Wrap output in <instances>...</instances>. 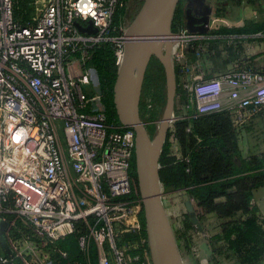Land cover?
Masks as SVG:
<instances>
[{
  "label": "built area",
  "instance_id": "built-area-1",
  "mask_svg": "<svg viewBox=\"0 0 264 264\" xmlns=\"http://www.w3.org/2000/svg\"><path fill=\"white\" fill-rule=\"evenodd\" d=\"M13 6L0 0V238L7 247L0 240V264H151L141 200L130 197L134 132L94 108L90 61L108 43L121 66L126 39L114 18L124 0H32L25 23ZM89 22L95 33L75 25ZM187 32L175 36L171 52L183 76L193 70L187 46L204 40ZM176 88L191 93L189 119L227 112L239 129L264 108L261 66L194 76ZM71 237L78 259L60 248ZM195 237L206 243L205 233Z\"/></svg>",
  "mask_w": 264,
  "mask_h": 264
},
{
  "label": "trees",
  "instance_id": "trees-1",
  "mask_svg": "<svg viewBox=\"0 0 264 264\" xmlns=\"http://www.w3.org/2000/svg\"><path fill=\"white\" fill-rule=\"evenodd\" d=\"M183 1L180 0L176 6L171 31L177 24L183 23L180 11ZM31 2L14 0L16 21L25 23L29 19ZM122 15L121 9L116 13L115 21ZM261 27L255 26L250 34L257 29L260 32ZM245 32L243 27L222 28L217 34L250 36ZM90 64L96 71L107 123L119 127L113 103L117 68L111 44L105 43L95 49ZM181 97L182 103H188L184 94ZM165 103L164 69L157 59L151 58L144 74L139 103L140 119L151 138L154 137ZM179 115L183 116L181 112ZM190 116L185 115V119L174 122L167 132L159 157V181L165 192L184 191L192 198L201 213L200 217L214 214L220 220L218 233L206 239L213 256L221 257L231 253L238 264H252L254 258L264 254V229L257 223L256 211L250 208L251 191L264 186V152L247 159L241 158L238 140L244 127L236 129L233 120L225 113L204 115L196 119L186 118ZM173 139L177 142L179 157L171 152ZM130 177L132 197L140 199L134 159L131 162ZM140 220L143 224L142 211ZM196 232L190 218L185 217L182 230L179 231V240L188 252ZM60 248L70 258H80L73 237L61 242Z\"/></svg>",
  "mask_w": 264,
  "mask_h": 264
},
{
  "label": "water",
  "instance_id": "water-1",
  "mask_svg": "<svg viewBox=\"0 0 264 264\" xmlns=\"http://www.w3.org/2000/svg\"><path fill=\"white\" fill-rule=\"evenodd\" d=\"M179 1L143 0L138 13L124 30V58L113 86V103L118 122L121 127L133 130L135 135L134 170L151 264H183L162 205L158 175L159 157L173 119L176 81L171 52L177 40L171 31V23ZM185 16L189 28L200 22L190 8L186 10ZM201 22L205 23V20ZM75 25L80 32L95 33L91 22L85 29L77 23ZM191 30L203 34L207 27L205 24L199 30ZM151 58L157 59L163 67L166 86V103L153 138L149 136L139 116L144 74ZM0 240L7 248L2 236ZM200 250L206 256H211L206 243L200 245Z\"/></svg>",
  "mask_w": 264,
  "mask_h": 264
},
{
  "label": "crops",
  "instance_id": "crops-1",
  "mask_svg": "<svg viewBox=\"0 0 264 264\" xmlns=\"http://www.w3.org/2000/svg\"><path fill=\"white\" fill-rule=\"evenodd\" d=\"M188 2L189 8L192 9L193 16L200 20V22L194 24L193 27L199 30L200 28L205 27L206 24L207 30L211 36L206 37L205 41L202 40L196 43H191L186 48L187 64L193 68L189 76L181 75V67L178 64L174 63L171 58L176 86L179 83L191 81V79L195 75L208 79L236 68H247L249 67L247 65L250 63H255L252 68L262 65L263 59L260 56V53H262L261 43L254 42L253 45L246 44L247 40L243 39L246 35L217 34V32L223 28V26H221L222 24L218 23H224L223 20H221V18L214 17L213 11H205V5H203V3L199 1L195 2L194 0H188ZM208 7L211 6L209 5ZM208 12L210 15L208 14ZM203 19L205 20V23L201 22ZM224 25L227 26V24L225 23ZM226 26H224V28ZM208 27H210V29H208ZM238 36L242 37V42H240L241 40L237 38ZM199 50L200 58L196 59L195 54ZM242 55L247 56L244 59H240ZM182 94H185V92L176 88L173 119L176 118V116H178L177 118H185V115H190L194 111L192 102H190L189 105H187L189 101L188 103L187 101H185V103H182ZM184 108H186V110H184ZM183 110L185 112H183ZM179 112H181L183 116H180ZM261 112L262 110L252 120L253 124L257 123V118L261 114ZM220 113L227 114L230 119L233 120V117L230 113ZM243 132L244 131H241L242 134ZM242 134H240V136ZM238 148L241 158L243 159L257 156L264 151V149L260 150L257 147L254 148L252 146L248 148L241 147L239 140ZM178 151V146H176L174 155H176L177 157H179ZM181 192L182 193H180L179 191L165 192L161 185L162 205L175 236L183 264H238L237 260L232 258L231 253H226L225 255H221V257L213 256V251L209 246L208 248L211 251L210 257L206 256L200 249H198L199 252L196 251V246L201 245V242H198V239H196V237L194 238L192 243V247L195 250L194 255L190 254V252H188L182 246V243L179 240V231L182 230V221L185 219V217L188 216L190 218L191 225L196 228V231L205 233L207 238H209L210 235L218 233L220 220L215 217L214 214H204L202 215V217H200L201 213L197 207L196 202L193 199L191 200V198L187 196L184 191ZM250 208H253L256 211L257 223L260 224L264 229V186L251 191ZM252 264H264V254L258 258H254Z\"/></svg>",
  "mask_w": 264,
  "mask_h": 264
},
{
  "label": "rangeland",
  "instance_id": "rangeland-1",
  "mask_svg": "<svg viewBox=\"0 0 264 264\" xmlns=\"http://www.w3.org/2000/svg\"><path fill=\"white\" fill-rule=\"evenodd\" d=\"M194 1L195 2L199 1V2L203 3V5H205L204 6L205 11L206 10L207 11H209V10L213 11L214 17L221 18V20H223V22L225 24H227V26H229V27H227L226 25H224V23H218V24H222L221 26H223V28H224V26H226L225 28H231V29L243 27V28H245V31H247L250 34V32L253 30V28L255 26H259V25L263 26V27H261L260 32H258L259 30L257 29V30H255V33H251L250 36H244V38H243V39L247 40L246 44L253 45L254 42L261 43L262 53H260V56L263 59L262 65H261V69L263 70V68H264V0H194ZM142 3H143V0H124V7L122 8L123 15L121 17H119L118 20L116 19L117 21H115V18H114V23L116 25H121L122 29L125 30L129 26L130 22L133 20L135 9L137 11H139ZM188 3H189L188 0H184L182 2L180 11H181L182 16H183V23H182V25L179 23L176 25L175 29L173 28L174 32L173 31L172 32L174 35L180 36V34L184 30H188V32L185 33L186 34L185 36H191V35H195L197 33L194 30H191L192 28H195V27L190 26V28H191L190 29L189 25L186 21L185 12L189 8ZM209 5L211 7H208ZM21 7H22V5H21ZM208 14H209V12H208ZM29 18H32V15H30ZM211 18H209V19H211ZM247 32H245V33H247ZM198 34H199L198 36L203 38L204 41L206 40L205 39L206 37L211 36L208 31L203 33V34L198 32ZM186 40H190V38L186 39ZM196 42H198V41H194L193 43H196ZM240 42H242V39ZM246 56L247 55H245V56L242 55L240 57V59H244ZM254 64L250 63L247 66L252 67ZM258 67H260V66H256V68H258ZM192 79H191V81H188V82L191 83ZM96 80H97V82H96ZM96 80L94 78L95 93L93 95H94V97H97L99 100L94 102V108L105 114L104 106H103L102 101H101V94H100L101 91H100V86H99L97 75H96ZM190 94H191L190 92L189 93L185 92V94H184L185 98L189 101L188 105L190 104V99H191ZM93 95H91V96H93ZM184 110H186V108H184ZM184 110H183V112H185ZM257 119H258V121L256 124H253L251 121L249 124H247L243 128V130H242V131H244L243 134L241 133L242 135L241 136L239 135V142H240L241 147L248 148V147L252 146L254 148L257 147L260 150L264 149V108L262 109V112L258 116ZM145 127H146V125H145ZM132 196L133 195L131 193L130 197L134 198ZM186 198H187V196H186ZM198 242H201V240L198 239ZM205 242L207 244L206 240H205ZM195 250L198 251L197 246H196ZM195 250L193 249V247H191L190 251H189L190 254L194 255ZM149 259H150V254H149ZM150 263H151V260H150Z\"/></svg>",
  "mask_w": 264,
  "mask_h": 264
},
{
  "label": "flooded vegetation",
  "instance_id": "flooded-vegetation-1",
  "mask_svg": "<svg viewBox=\"0 0 264 264\" xmlns=\"http://www.w3.org/2000/svg\"><path fill=\"white\" fill-rule=\"evenodd\" d=\"M137 12H138V11L135 9V13H134L133 19H134V17L136 16ZM115 113H116V112H115Z\"/></svg>",
  "mask_w": 264,
  "mask_h": 264
}]
</instances>
